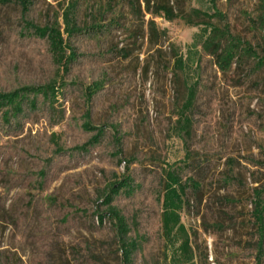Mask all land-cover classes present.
Wrapping results in <instances>:
<instances>
[{
    "label": "rangeland",
    "instance_id": "obj_1",
    "mask_svg": "<svg viewBox=\"0 0 264 264\" xmlns=\"http://www.w3.org/2000/svg\"><path fill=\"white\" fill-rule=\"evenodd\" d=\"M72 1L39 0L33 21L40 26L56 21L63 25V13ZM134 1L141 12L134 13L128 0H80L83 22L90 24L107 11V20L118 19L120 27L100 47L115 52L103 64L105 88L92 100L78 93L70 96L64 102L67 115L80 118L91 113L95 127L119 133L123 159H138L157 173L191 154V174L201 179L203 187L198 195L188 193L190 205L181 217L195 263L257 264L251 197L253 189L264 186V67H258L257 59H249L221 73L208 57L200 55L203 25L191 26L182 17L167 21L147 13L144 0ZM259 4L260 0H172L185 15L193 9L210 15L220 12L221 17L210 23L227 25L263 57V32L256 22ZM19 11L15 4L0 3V33L9 29ZM151 20L158 29L155 36L148 29ZM177 55L185 60L183 69L177 67ZM50 76L39 71L27 54L15 53L0 40V86L10 87L14 79L44 83ZM65 80L85 89L93 83L85 70L66 75ZM195 85L189 112L192 127L186 135L177 120ZM62 132L61 126L50 128L38 122L28 124L19 137H0V151L11 152L0 163V264H36L42 253L48 254L50 264H123L116 229L107 218L98 231L76 220L67 229L57 220L49 225L42 216L32 218L28 238L18 228L17 215L27 195L36 194L45 207L55 199L90 208L100 190L125 172L124 165L113 168L97 160L80 163L62 173L46 192H36L26 177L35 167L33 158L47 150L54 133ZM67 143L73 146L82 141L69 138ZM230 172L240 183L221 187L219 180ZM224 196L234 203H226ZM146 229L154 236L160 224L149 222ZM179 245L156 240L146 264H171Z\"/></svg>",
    "mask_w": 264,
    "mask_h": 264
},
{
    "label": "trees",
    "instance_id": "obj_2",
    "mask_svg": "<svg viewBox=\"0 0 264 264\" xmlns=\"http://www.w3.org/2000/svg\"><path fill=\"white\" fill-rule=\"evenodd\" d=\"M134 13L141 12V6L128 0ZM39 0H0L2 4H15L20 11L6 31L0 33V40L15 53L27 54L39 71L51 73L44 83L23 82L14 79L10 87L0 86V137H19L28 124L45 123L48 127L61 126L63 132L54 133L46 151L33 158L35 167L26 175L32 189L46 192L62 173L75 169L80 163L90 164L97 160L109 167L125 166L121 177L103 187L92 207L82 208L50 200L49 207L36 194L27 195L23 207L17 215L18 228L23 237H29L32 218L39 217L49 225L54 220L64 229L71 222L88 223L89 228L98 231L105 218L109 219L117 232L123 264H146V256L151 253L152 244L159 241L179 243L171 264H196L189 234L182 223L181 214L190 205L188 193L198 195L203 187L200 178L191 174V154L184 161L167 164L157 173L144 167L138 159H123L122 138L119 133L105 127H95L91 113L80 118L67 115L64 102L78 93L85 100L105 88L106 74L104 62L107 55L113 56V49L100 50L101 44L109 40L111 34L120 27L116 18L107 20V11L100 18L88 24L82 21L80 0L72 1L63 13V25L58 21L40 26L33 21V14ZM145 11L167 21L183 18L191 26L205 27V39L201 44V57L226 74L234 66H241L249 59H257L259 68L264 67V56L242 38L233 35L229 27H219L210 20L221 17L193 9L189 15L178 12L172 0H144ZM263 32L264 43V0H260L256 19ZM152 36L158 34L154 20L149 21ZM165 32V31H163ZM98 51L94 52L93 50ZM176 64L184 68L183 56H176ZM87 71L93 83L86 89L82 84L69 83L66 75ZM192 86L182 104L177 120L178 128L188 135L192 127L189 112L192 110L196 89ZM74 138L81 144L68 146L67 140ZM187 143V141H186ZM188 145V144H187ZM188 147V146H187ZM11 152L0 151V163L8 160ZM228 162H234L229 159ZM221 187H232L240 183L237 175L230 172L219 180ZM226 203H234L233 198L224 196ZM42 200V199H41ZM252 223L257 241V264L264 261V186L253 189ZM45 215V217H43ZM158 222L160 230L150 236L146 225ZM47 253L39 255L36 264H50Z\"/></svg>",
    "mask_w": 264,
    "mask_h": 264
}]
</instances>
